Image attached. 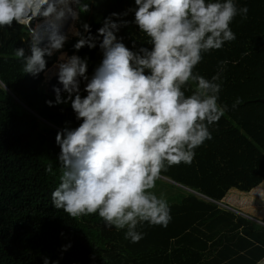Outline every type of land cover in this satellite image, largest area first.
Wrapping results in <instances>:
<instances>
[{
  "label": "trees",
  "instance_id": "16d2710c",
  "mask_svg": "<svg viewBox=\"0 0 264 264\" xmlns=\"http://www.w3.org/2000/svg\"><path fill=\"white\" fill-rule=\"evenodd\" d=\"M133 2L90 0L77 28L87 22L95 35L105 16ZM236 3L247 5L248 14L230 24L235 40L203 54L194 68L206 78L222 70L219 101L228 108L190 165L161 173L159 178L182 192H172L175 197L167 201L172 216L167 227L138 224L144 236L136 243L124 238V229L105 227L96 214L73 218L51 204L60 175L55 134L66 121L71 127L79 121L70 103H45L54 94L43 89L44 72L36 77L22 72L15 52L23 47L30 54L27 26L13 21L0 28V264H42L43 256L59 264H256L264 258V217L253 220L216 203L237 197L233 192L248 195L264 181V0ZM123 18L131 21L133 13ZM117 35L129 48L132 41L136 48L151 47L134 23ZM77 39L63 49L86 56L91 76L102 52L98 46L74 49ZM55 59L46 57L47 69ZM237 97L241 103L232 108ZM50 163L52 171L46 172Z\"/></svg>",
  "mask_w": 264,
  "mask_h": 264
},
{
  "label": "clouds",
  "instance_id": "9594fccd",
  "mask_svg": "<svg viewBox=\"0 0 264 264\" xmlns=\"http://www.w3.org/2000/svg\"><path fill=\"white\" fill-rule=\"evenodd\" d=\"M89 5L90 0H0V28L13 21L29 27L30 54L17 47L15 55L22 72L33 77L47 72L46 57L63 48L68 35L61 28L69 19L68 32L78 37L74 49L101 50L91 76L86 56L59 51L54 75L60 86H52L54 99L45 103H70L79 123L71 127L66 121L55 134L60 175L50 199L70 217L98 215L105 227L124 229V238L136 243L144 236L138 224L167 227L172 219L163 194L150 191L161 173L190 165L228 108L219 101L222 70L206 78L194 68L203 54L235 40L230 24L237 15L246 19L248 6L236 0H134L105 16L94 35L87 22L80 23L83 31L75 26ZM129 12L131 21L123 18ZM42 22L47 42L41 47ZM129 23L150 48H136L135 41L132 48L125 45L117 33ZM240 103L237 97L231 107ZM45 171H52L51 163ZM42 264L59 261L43 256Z\"/></svg>",
  "mask_w": 264,
  "mask_h": 264
},
{
  "label": "rangeland",
  "instance_id": "374dc122",
  "mask_svg": "<svg viewBox=\"0 0 264 264\" xmlns=\"http://www.w3.org/2000/svg\"><path fill=\"white\" fill-rule=\"evenodd\" d=\"M73 7H75V5H73ZM43 21V20H42ZM73 22H71V24H72ZM78 24H79V21L78 22H76V24H75V26L77 27L78 26ZM27 26V25H26ZM28 27V26H27ZM29 28V27H28ZM65 33H67V35H68V39L65 41V43L66 42H68L71 38H73V37H76V36H73V35H71V33L70 32H68V29H66L65 31H64ZM64 43V44H65ZM41 47L42 46H44V45H40ZM63 48H64V45H63ZM61 49V50H58L57 52H55L54 54L56 55V59H55V61H54V63L49 67V68H55V63H56V61H57V57H58V55H59V51H64V52H66L64 49ZM67 53V52H66ZM69 55V54H68ZM48 70V69H47ZM56 70V69H55ZM45 73V72H44ZM43 73V81H42V84H43V89L45 90V91H48V89H47V82H48V78L46 77V74H44ZM45 75V76H44ZM84 83L85 82H82V86H81V88H83V86H84ZM259 189V188H258ZM150 191H153V192H155V194L157 195V196H160V194L162 193L163 194V196H164V198L168 201V200H171L172 198H174L175 196L174 195H172V192L175 194V195H178V194H180L182 191L178 188V187H176V186H174V185H171L170 183H168V182H166L165 180H163V179H161V178H158L157 179V181H156V185H155V187L153 188V189H151ZM181 191V192H180ZM233 194H235L237 197H238V199L239 200H237V197L235 198V197H232V199L233 200H235V201H239L240 203H242V201H243V194H240V193H238V192H233ZM249 197V196H248ZM254 199H257V200H253L254 201V203H257V204H259L260 205V207H259V209H258V211H259V213L260 214H263L264 213V191H254V193H253V196H252ZM247 199V196H245V200ZM253 201L252 200H250V202L252 203V204H254L253 203ZM224 203H226L225 201H223ZM169 203V202H168ZM236 208V207H235ZM241 211H243V212H248V211H251V213H249L250 215H258L257 213H253L252 212V209L251 210H248V209H241V208H239ZM240 211V212H241Z\"/></svg>",
  "mask_w": 264,
  "mask_h": 264
},
{
  "label": "crops",
  "instance_id": "0c3cea01",
  "mask_svg": "<svg viewBox=\"0 0 264 264\" xmlns=\"http://www.w3.org/2000/svg\"><path fill=\"white\" fill-rule=\"evenodd\" d=\"M259 188V189H258ZM254 191H264V181L260 184V186L259 187H257ZM254 191H252L251 193H249L248 195H243V201H242V203H240L239 201H235V200H233V199H231V197L229 198V199H226L227 201L226 202H228V203H224V202H222L221 201V203H223V204H225V205H227L228 206V208L230 209V210H233L234 212H237V213H239V214H241V215H243V216H245V217H247V218H251V219H253V220H261V219H263V217H264V213L263 214H260L259 213V211H258V209H259V207H260V205L259 204H257V203H254V201L255 200H257V199H254L252 196H253V193H254ZM245 196H247V199L245 200ZM249 196V197H248ZM236 198V197H235ZM237 200H239L238 199V197H237ZM250 200H254L253 201V203L254 204H252L251 202H250ZM236 207V208H235ZM239 208H241V209H248V210H251L252 209V212L253 213H257L258 215H250L249 213H251V211H248V212H243V211H241ZM241 211V212H240ZM256 264H264V258L263 259H261L260 261H258Z\"/></svg>",
  "mask_w": 264,
  "mask_h": 264
},
{
  "label": "bare ground",
  "instance_id": "6f19581e",
  "mask_svg": "<svg viewBox=\"0 0 264 264\" xmlns=\"http://www.w3.org/2000/svg\"><path fill=\"white\" fill-rule=\"evenodd\" d=\"M71 19H69V20H67V21H65L64 22V24H63V26H62V28H61V31H65L66 29H68L69 28V25H71ZM40 25H41V27H40V32H41V35L44 37V39H42L41 41H40V44L41 45H44L46 42H47V40H46V33L44 32V28L45 27H42V24H44L43 22L42 23H39ZM45 25V24H44ZM46 26V25H45ZM55 68H48V70H47V72H45L44 74H46V77L48 78V77H52L53 75H54V73H55ZM45 76V75H44ZM49 79V78H48Z\"/></svg>",
  "mask_w": 264,
  "mask_h": 264
},
{
  "label": "water",
  "instance_id": "95a60500",
  "mask_svg": "<svg viewBox=\"0 0 264 264\" xmlns=\"http://www.w3.org/2000/svg\"><path fill=\"white\" fill-rule=\"evenodd\" d=\"M42 27H46V26H45L44 24H42ZM53 85L60 86V85L58 84V81H57V78H56L55 75H53V76L48 80V82H47V89H48V91L51 92L52 94H54V92H53V88H52ZM261 101L264 102V98L261 99ZM259 223H260V222H259ZM261 224H263V223H261ZM263 225H264V224H263Z\"/></svg>",
  "mask_w": 264,
  "mask_h": 264
},
{
  "label": "built area",
  "instance_id": "2783aa9c",
  "mask_svg": "<svg viewBox=\"0 0 264 264\" xmlns=\"http://www.w3.org/2000/svg\"><path fill=\"white\" fill-rule=\"evenodd\" d=\"M30 37H31V33H30ZM215 202V201H214ZM219 206L228 209V207L220 202H216Z\"/></svg>",
  "mask_w": 264,
  "mask_h": 264
}]
</instances>
